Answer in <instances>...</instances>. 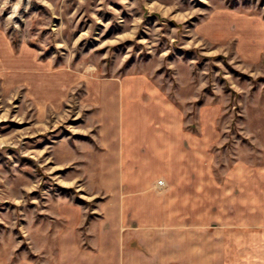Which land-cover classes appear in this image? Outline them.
I'll return each instance as SVG.
<instances>
[{"label":"rangeland","instance_id":"obj_1","mask_svg":"<svg viewBox=\"0 0 264 264\" xmlns=\"http://www.w3.org/2000/svg\"><path fill=\"white\" fill-rule=\"evenodd\" d=\"M261 36L264 0H0V260L27 250V217L54 195L88 210L97 202L76 192L79 182L64 183L75 168L53 162V145L76 141L89 113L78 104L81 85L60 101L55 68L104 78L150 75L182 109L195 98L185 104L192 117L186 127L194 131L197 106L219 102L220 144L212 150L222 179L233 161L261 165L260 145L248 136L260 138L264 59L249 65L237 51L238 42L258 48ZM261 182L252 191L232 185L230 194L205 201L204 237L198 235L204 264H264ZM189 237L197 244L196 234Z\"/></svg>","mask_w":264,"mask_h":264},{"label":"crops","instance_id":"obj_2","mask_svg":"<svg viewBox=\"0 0 264 264\" xmlns=\"http://www.w3.org/2000/svg\"><path fill=\"white\" fill-rule=\"evenodd\" d=\"M237 51L249 65L264 59V44L243 50L238 42ZM55 69L60 101L81 85L78 104L89 113L76 141L61 138L53 145V162L75 168L76 176L64 183L79 182L76 192L97 202L88 210L70 196L54 195L27 217V250L0 264H204L198 235L204 237L199 218L205 201L230 194L232 185L251 191L257 182L263 186L264 97L260 138L248 136L260 145L261 165L233 161L220 179L212 150L220 144L214 129L219 102L197 106L194 131L186 127L192 117L185 104L195 98L183 100L182 109L150 75L104 78ZM194 234L197 244H190Z\"/></svg>","mask_w":264,"mask_h":264}]
</instances>
